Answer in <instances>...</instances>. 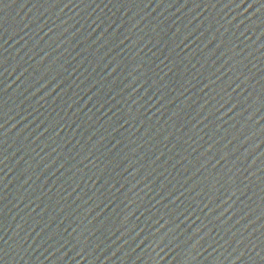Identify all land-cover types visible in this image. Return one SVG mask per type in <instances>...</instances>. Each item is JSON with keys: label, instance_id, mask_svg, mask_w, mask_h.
Returning <instances> with one entry per match:
<instances>
[{"label": "water", "instance_id": "obj_1", "mask_svg": "<svg viewBox=\"0 0 264 264\" xmlns=\"http://www.w3.org/2000/svg\"><path fill=\"white\" fill-rule=\"evenodd\" d=\"M0 264H264V0H0Z\"/></svg>", "mask_w": 264, "mask_h": 264}]
</instances>
